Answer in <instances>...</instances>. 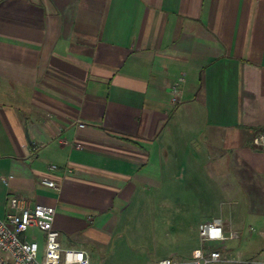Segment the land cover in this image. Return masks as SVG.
Returning a JSON list of instances; mask_svg holds the SVG:
<instances>
[{
  "label": "crops",
  "instance_id": "crops-1",
  "mask_svg": "<svg viewBox=\"0 0 264 264\" xmlns=\"http://www.w3.org/2000/svg\"><path fill=\"white\" fill-rule=\"evenodd\" d=\"M262 131L264 0H0V217L55 208L90 264H191L219 216L211 264H264Z\"/></svg>",
  "mask_w": 264,
  "mask_h": 264
},
{
  "label": "built area",
  "instance_id": "built-area-1",
  "mask_svg": "<svg viewBox=\"0 0 264 264\" xmlns=\"http://www.w3.org/2000/svg\"><path fill=\"white\" fill-rule=\"evenodd\" d=\"M184 78H180L183 82ZM181 91L176 87L172 93V104L180 102ZM84 126V124H80ZM252 145L264 151V131L257 133ZM52 170L57 166L52 165ZM13 175L3 176L2 183L10 185ZM41 184L57 191L61 184L49 178H42ZM56 209L40 203H33L24 196L13 195L8 198V210L4 217H0V264H90L86 251L80 249H63L59 241V232L55 229ZM227 222L219 216L204 222L199 227L200 245L194 251L191 264H211L214 262H237L230 257L224 246L206 251V245L214 242H225L235 239L238 234L225 232ZM37 229L44 234L43 251L40 242L30 239L27 232ZM159 264H171L161 261Z\"/></svg>",
  "mask_w": 264,
  "mask_h": 264
},
{
  "label": "rangeland",
  "instance_id": "rangeland-1",
  "mask_svg": "<svg viewBox=\"0 0 264 264\" xmlns=\"http://www.w3.org/2000/svg\"><path fill=\"white\" fill-rule=\"evenodd\" d=\"M42 232H40L39 230L37 229H30L28 232H27V236L28 238L30 239H36L40 242V245H41V252L43 251V244H42Z\"/></svg>",
  "mask_w": 264,
  "mask_h": 264
}]
</instances>
